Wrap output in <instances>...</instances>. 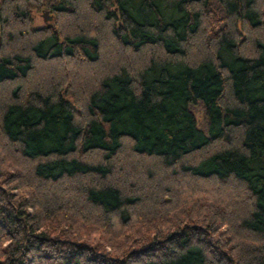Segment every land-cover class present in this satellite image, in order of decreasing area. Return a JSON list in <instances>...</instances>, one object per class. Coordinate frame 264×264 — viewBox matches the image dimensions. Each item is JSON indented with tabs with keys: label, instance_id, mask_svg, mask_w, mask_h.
Listing matches in <instances>:
<instances>
[{
	"label": "trees",
	"instance_id": "obj_1",
	"mask_svg": "<svg viewBox=\"0 0 264 264\" xmlns=\"http://www.w3.org/2000/svg\"><path fill=\"white\" fill-rule=\"evenodd\" d=\"M0 264H264V0H0Z\"/></svg>",
	"mask_w": 264,
	"mask_h": 264
},
{
	"label": "rangeland",
	"instance_id": "obj_2",
	"mask_svg": "<svg viewBox=\"0 0 264 264\" xmlns=\"http://www.w3.org/2000/svg\"><path fill=\"white\" fill-rule=\"evenodd\" d=\"M45 12H48L46 10L42 11H38V12H33V18H34V25L41 27L44 25H47L50 22V13L48 12V14L46 13V17H47V21H44V14ZM77 69V66H75Z\"/></svg>",
	"mask_w": 264,
	"mask_h": 264
},
{
	"label": "water",
	"instance_id": "obj_3",
	"mask_svg": "<svg viewBox=\"0 0 264 264\" xmlns=\"http://www.w3.org/2000/svg\"><path fill=\"white\" fill-rule=\"evenodd\" d=\"M46 13L48 14V12H45V14H44V21L45 22L47 21Z\"/></svg>",
	"mask_w": 264,
	"mask_h": 264
}]
</instances>
